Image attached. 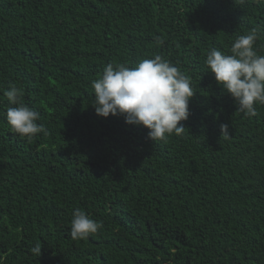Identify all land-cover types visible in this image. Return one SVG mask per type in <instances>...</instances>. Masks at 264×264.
<instances>
[{"label":"trees","instance_id":"obj_1","mask_svg":"<svg viewBox=\"0 0 264 264\" xmlns=\"http://www.w3.org/2000/svg\"><path fill=\"white\" fill-rule=\"evenodd\" d=\"M253 29L264 55V0H0V264H264V105L239 112L205 64ZM155 55L196 93L154 143L91 103L107 64ZM11 85L48 135L11 131ZM77 208L97 234L71 238Z\"/></svg>","mask_w":264,"mask_h":264},{"label":"clouds","instance_id":"obj_2","mask_svg":"<svg viewBox=\"0 0 264 264\" xmlns=\"http://www.w3.org/2000/svg\"><path fill=\"white\" fill-rule=\"evenodd\" d=\"M257 30L240 35L231 46V54L213 48L208 52L205 64L216 81L238 105V111L247 116L257 115V106L264 105V55L258 54ZM94 100L91 105L98 115L107 118L119 115L130 125L148 129V138L154 143L167 141L169 136H181L190 116V100L196 92L190 79L169 60L155 55L144 59L135 67L109 63L102 75L92 81ZM23 93L15 85L4 91L11 105L6 119L11 131L28 141L38 134L48 135V130L38 123L39 113L21 101ZM223 135L228 126L222 125ZM103 225L93 220L82 209L72 213L70 235L73 240H84L95 235ZM37 244L32 252L41 255Z\"/></svg>","mask_w":264,"mask_h":264}]
</instances>
